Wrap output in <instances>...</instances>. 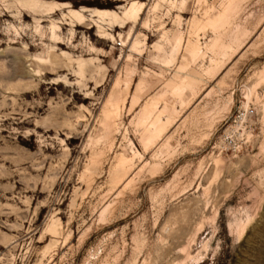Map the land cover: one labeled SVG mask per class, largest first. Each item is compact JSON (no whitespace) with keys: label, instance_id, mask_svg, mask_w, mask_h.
Returning <instances> with one entry per match:
<instances>
[{"label":"rangeland","instance_id":"374dc122","mask_svg":"<svg viewBox=\"0 0 264 264\" xmlns=\"http://www.w3.org/2000/svg\"><path fill=\"white\" fill-rule=\"evenodd\" d=\"M0 264H264V0H0Z\"/></svg>","mask_w":264,"mask_h":264},{"label":"bare ground","instance_id":"6f19581e","mask_svg":"<svg viewBox=\"0 0 264 264\" xmlns=\"http://www.w3.org/2000/svg\"><path fill=\"white\" fill-rule=\"evenodd\" d=\"M110 13V11L108 10H99L95 13V16L94 18H98L99 20H102L103 18H106ZM73 19L74 21L78 24V25H84L88 20L86 18L85 15H83L80 11H75L73 13ZM102 39H104L103 37H101ZM30 61L32 62H35V65H37V67L35 68H38L40 69L41 71L39 72H36L35 71V75L33 76H42V75H46L47 73H42L43 71L45 70H50L51 71H54L55 68L52 67L51 63L47 62V61H43L42 59H30ZM46 64V65H45ZM48 64V65H47ZM21 67V72L23 73H29V71H33L34 72V67H31V64L30 65H25L24 63L20 65ZM28 67V69H27ZM29 67H31L32 69H29ZM53 84H61V80H56V82H52Z\"/></svg>","mask_w":264,"mask_h":264}]
</instances>
